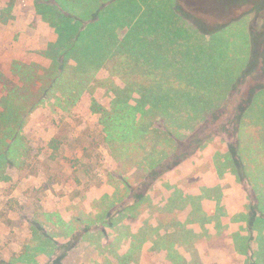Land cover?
<instances>
[{"label":"rangeland","instance_id":"374dc122","mask_svg":"<svg viewBox=\"0 0 264 264\" xmlns=\"http://www.w3.org/2000/svg\"><path fill=\"white\" fill-rule=\"evenodd\" d=\"M90 2L0 0V72L13 77L15 61L58 70L64 57L56 44L69 38L60 39L43 9L64 16L59 25H108V33L123 25L115 29L119 39L137 25L131 37L142 33L148 43L147 67L183 72L191 104L184 101L167 122L158 114L145 133L137 127L146 139L121 138L118 157L90 105L95 99L110 108L105 85L125 80L91 61L85 73L72 72L71 56L59 89L26 115L22 132L34 148L28 166L0 164V264H264V210L255 190L262 179L226 161L238 138V107L264 86V0ZM71 84L76 99L66 110L61 92ZM202 85L205 99L196 95ZM57 135L62 144L53 152Z\"/></svg>","mask_w":264,"mask_h":264},{"label":"trees","instance_id":"16d2710c","mask_svg":"<svg viewBox=\"0 0 264 264\" xmlns=\"http://www.w3.org/2000/svg\"><path fill=\"white\" fill-rule=\"evenodd\" d=\"M57 1L63 4L71 2L69 4L75 5L85 0ZM98 1L92 0L90 4L96 7ZM40 10L42 14H45L47 20L58 26L60 39L69 38V41L64 47L56 44L59 57H64L62 60L59 59L62 62L57 60L60 67L56 72L46 70L41 73L38 68L30 67L21 61L14 62L12 66L13 77L0 72V84L3 89L0 97V164H3L4 161L11 162L21 169L28 166L26 163L29 158L33 157L34 148L26 142V137L22 132L26 115L47 98L46 95L49 91L59 89L57 87L60 85L59 82L63 78L71 56L78 64L71 67L72 72L85 73L82 71L85 65L84 61H91L92 65L98 63L108 66L111 71L125 80V85L122 87L113 81L105 85L107 90L113 94L110 108L105 107L95 99H92L90 105L91 111L99 115L100 123L104 126L106 133L105 139L109 142L111 150L116 156L122 150L121 148H125L118 143L121 138L130 141L129 135L131 134L145 138L143 135L134 132L137 127H142L144 129L142 131L145 133L147 125L158 114L162 120L167 122L170 114L182 113L184 101H187L186 106L191 104L189 97L191 92L182 88L181 85L185 77L183 72L180 71L175 77H172L169 73L156 72L149 69L151 67H147L148 62L144 56L147 50L150 51L148 43L145 42L144 37H140L142 33L140 36L131 37L137 25H128L129 32L125 35V39H119L115 29H120L123 25H112L111 33H108V25H97L96 27L87 25V27L80 29V25H63L64 23L59 25L55 19H64V16L57 17L54 13L51 15L52 12ZM77 21H80V18ZM252 45L258 46L254 41ZM82 56L85 58L83 59ZM252 64L253 60L248 63L250 67ZM150 65L166 69V66H161L159 63L152 62ZM81 82L87 86L86 82ZM104 82H109L108 78L98 80L99 85H104ZM190 82L196 86L199 85L195 77ZM56 85L57 87H55ZM75 88L71 84L61 92L63 102L67 104V106H63L66 110L75 103ZM207 89V85L199 86L196 93L198 98L205 99ZM56 98L60 97L56 96ZM59 101L62 100L59 99ZM183 111L189 114L194 112V108H185ZM237 111L236 130L238 138L234 145H230L226 161L230 160L238 173L242 170L245 176L251 178L254 175L257 182L262 179L261 186L256 185L255 190L258 193V206L264 210V86L260 85L257 89H252L246 104L239 106ZM188 123L186 121V124ZM165 131L171 140V137H174L173 131L170 129H165ZM137 138L139 137L137 136ZM141 138L139 141H142ZM144 142L141 145L142 148L146 146ZM50 144L52 151L56 152L61 147L62 139L57 135ZM129 147L133 148L131 143ZM150 157L152 156L150 155ZM226 164L228 165V163ZM0 170L4 169L0 168ZM251 221L255 222L253 218ZM254 264L263 263L255 260Z\"/></svg>","mask_w":264,"mask_h":264}]
</instances>
